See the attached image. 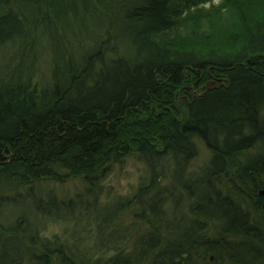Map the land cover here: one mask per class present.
<instances>
[{
    "label": "trees",
    "instance_id": "1",
    "mask_svg": "<svg viewBox=\"0 0 264 264\" xmlns=\"http://www.w3.org/2000/svg\"><path fill=\"white\" fill-rule=\"evenodd\" d=\"M178 2L0 0V264H264V0L191 48ZM128 160L138 186L100 203ZM79 211L89 240L41 236Z\"/></svg>",
    "mask_w": 264,
    "mask_h": 264
},
{
    "label": "rangeland",
    "instance_id": "2",
    "mask_svg": "<svg viewBox=\"0 0 264 264\" xmlns=\"http://www.w3.org/2000/svg\"><path fill=\"white\" fill-rule=\"evenodd\" d=\"M195 6L184 7L183 2H178L176 9L179 17H186V12L190 11V17L184 20L182 34L183 41L180 46L191 48L194 44L200 46L219 45L224 41V37L232 29H242L247 21H250L257 10L261 0H194ZM184 7V8H180ZM197 7V8H195ZM185 14V15H184ZM45 71V70H43ZM207 154L200 152V157L192 163V168L201 167ZM143 165L135 160H128L122 165L112 169V172L103 183V193L100 203L111 200L112 197H129L138 186L140 178L144 175ZM82 184L78 181H71L64 187H56L54 193L60 200L74 199L75 195L81 190ZM107 192L110 193L107 195ZM18 208V207H17ZM7 219L18 214H22V206L18 209L8 207ZM103 210V209H102ZM83 212V211H82ZM101 210L99 211L100 214ZM23 213L25 211L23 210ZM73 221H45L44 227L40 232L41 236L52 238L69 234L73 231L81 230V238L86 237V241L94 233L95 215L91 212L89 219H84L83 213L79 211ZM101 215V214H100ZM80 220V221H77ZM75 221V222H74ZM85 243V242H84Z\"/></svg>",
    "mask_w": 264,
    "mask_h": 264
},
{
    "label": "water",
    "instance_id": "3",
    "mask_svg": "<svg viewBox=\"0 0 264 264\" xmlns=\"http://www.w3.org/2000/svg\"><path fill=\"white\" fill-rule=\"evenodd\" d=\"M212 85V83H210L207 87H206V89H209V87ZM259 195L264 199V191H261L260 193H259ZM263 209H264V204H263Z\"/></svg>",
    "mask_w": 264,
    "mask_h": 264
},
{
    "label": "flooded vegetation",
    "instance_id": "4",
    "mask_svg": "<svg viewBox=\"0 0 264 264\" xmlns=\"http://www.w3.org/2000/svg\"><path fill=\"white\" fill-rule=\"evenodd\" d=\"M263 203H264V199H263Z\"/></svg>",
    "mask_w": 264,
    "mask_h": 264
},
{
    "label": "bare ground",
    "instance_id": "5",
    "mask_svg": "<svg viewBox=\"0 0 264 264\" xmlns=\"http://www.w3.org/2000/svg\"><path fill=\"white\" fill-rule=\"evenodd\" d=\"M262 264V263H261Z\"/></svg>",
    "mask_w": 264,
    "mask_h": 264
}]
</instances>
